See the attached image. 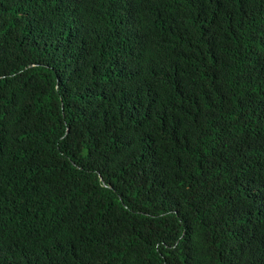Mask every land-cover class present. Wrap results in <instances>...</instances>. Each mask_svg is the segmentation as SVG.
I'll use <instances>...</instances> for the list:
<instances>
[{"label": "trees", "instance_id": "obj_1", "mask_svg": "<svg viewBox=\"0 0 264 264\" xmlns=\"http://www.w3.org/2000/svg\"><path fill=\"white\" fill-rule=\"evenodd\" d=\"M0 264H264V0H0Z\"/></svg>", "mask_w": 264, "mask_h": 264}]
</instances>
